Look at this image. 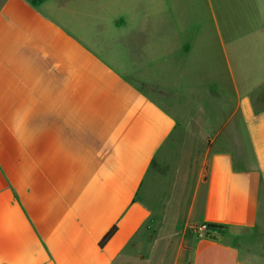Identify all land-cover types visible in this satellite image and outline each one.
<instances>
[{
    "label": "crops",
    "instance_id": "crops-1",
    "mask_svg": "<svg viewBox=\"0 0 264 264\" xmlns=\"http://www.w3.org/2000/svg\"><path fill=\"white\" fill-rule=\"evenodd\" d=\"M77 3L0 0V264H264V0Z\"/></svg>",
    "mask_w": 264,
    "mask_h": 264
},
{
    "label": "rangeland",
    "instance_id": "rangeland-1",
    "mask_svg": "<svg viewBox=\"0 0 264 264\" xmlns=\"http://www.w3.org/2000/svg\"><path fill=\"white\" fill-rule=\"evenodd\" d=\"M61 1L65 3L68 0H61ZM90 1L92 2V7L80 6V4L77 3V6L79 7H76L75 10L69 9L66 14L69 15L71 18L73 17L76 18V25L79 22V24L82 25V27L87 26V30H91L93 34L96 31L95 41L91 40L89 44L91 46L95 45V47L93 48L94 50H96L97 55L99 56L108 55V40L119 41L122 38L126 39L129 36L126 33L122 34V30H121V0H90ZM81 3L83 4V2ZM109 13H111L112 15H110ZM157 25L160 26V31H161V32L159 31L157 32L158 35L161 36L168 33L167 31L169 25L168 18L161 16L160 22ZM141 33L142 35H145L147 37V31ZM130 38L135 39L136 34L132 35V37ZM198 51L199 52L197 56L200 57L209 58L216 55L215 48L211 46L208 47L206 46L203 47L202 49L200 47ZM158 57H161V55L156 54L155 56H153V63L151 67H164L166 72L170 71L168 70L169 65L168 64L161 65L159 63L160 61L158 60ZM135 58L136 57H134V55L131 54V56L127 55L120 62L115 59L112 60L114 61L113 64L116 65L117 67H119L118 65L121 64L120 67L124 65L126 69H129L132 68L130 61H134ZM199 66L201 65L199 64ZM214 67H216V65L210 61L205 62L203 64V68L207 69L209 72L213 71ZM152 70L153 68L148 69L146 73H142L143 74L142 76L144 75L151 76ZM211 81H212L211 76L208 77L204 76L202 79H199L196 82H198L199 84L200 83L206 84V83H210ZM142 87H143V91H145L147 94H149V96H151V94L153 93V86L144 84L142 85Z\"/></svg>",
    "mask_w": 264,
    "mask_h": 264
},
{
    "label": "trees",
    "instance_id": "trees-1",
    "mask_svg": "<svg viewBox=\"0 0 264 264\" xmlns=\"http://www.w3.org/2000/svg\"><path fill=\"white\" fill-rule=\"evenodd\" d=\"M210 227H217V228H221V226L218 225H209ZM117 226H114L113 228H111V230L104 236V238L101 240L100 242V247H104L108 241H110V239L114 236V234L117 231Z\"/></svg>",
    "mask_w": 264,
    "mask_h": 264
},
{
    "label": "built area",
    "instance_id": "built-area-1",
    "mask_svg": "<svg viewBox=\"0 0 264 264\" xmlns=\"http://www.w3.org/2000/svg\"><path fill=\"white\" fill-rule=\"evenodd\" d=\"M206 225L203 226H192L191 229L195 232L198 233L199 235H202V232L204 230V228H206Z\"/></svg>",
    "mask_w": 264,
    "mask_h": 264
}]
</instances>
